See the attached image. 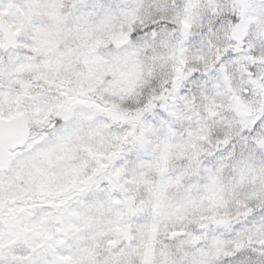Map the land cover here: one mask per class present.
Returning <instances> with one entry per match:
<instances>
[{
  "label": "snow or ice",
  "instance_id": "1",
  "mask_svg": "<svg viewBox=\"0 0 264 264\" xmlns=\"http://www.w3.org/2000/svg\"><path fill=\"white\" fill-rule=\"evenodd\" d=\"M0 264H264V0H0Z\"/></svg>",
  "mask_w": 264,
  "mask_h": 264
}]
</instances>
